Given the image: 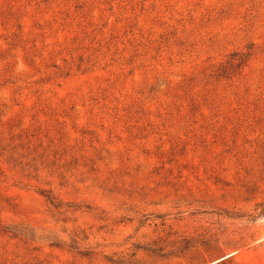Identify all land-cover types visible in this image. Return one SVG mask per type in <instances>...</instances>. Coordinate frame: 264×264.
Wrapping results in <instances>:
<instances>
[{
  "label": "rangeland",
  "instance_id": "374dc122",
  "mask_svg": "<svg viewBox=\"0 0 264 264\" xmlns=\"http://www.w3.org/2000/svg\"><path fill=\"white\" fill-rule=\"evenodd\" d=\"M0 264H264V0H0Z\"/></svg>",
  "mask_w": 264,
  "mask_h": 264
}]
</instances>
